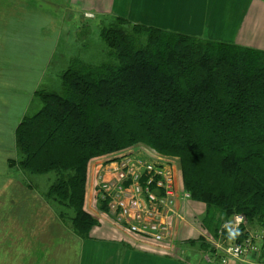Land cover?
<instances>
[{
  "label": "trees",
  "instance_id": "trees-1",
  "mask_svg": "<svg viewBox=\"0 0 264 264\" xmlns=\"http://www.w3.org/2000/svg\"><path fill=\"white\" fill-rule=\"evenodd\" d=\"M99 36L116 63L74 58L61 92L36 93L41 109L15 129V165L54 174L46 198L72 212L75 234L88 237L98 226L83 209L89 162L141 145L179 159L183 187L204 206L201 226L213 238L241 241L245 228L229 231L235 216L264 233V139L250 137L264 130V52L116 17ZM252 98L261 104L254 114Z\"/></svg>",
  "mask_w": 264,
  "mask_h": 264
},
{
  "label": "rangeland",
  "instance_id": "rangeland-1",
  "mask_svg": "<svg viewBox=\"0 0 264 264\" xmlns=\"http://www.w3.org/2000/svg\"><path fill=\"white\" fill-rule=\"evenodd\" d=\"M77 1L0 0V253L7 248L6 244L13 245L15 224H30L28 229L31 224H38V229H42V224H72V212L65 211L57 202L46 198L47 191L55 180L54 174L30 175L15 165L21 159L15 145V129L22 117L33 116L41 109L38 99L35 98L30 103L27 98L36 78L40 83L38 89L61 92L60 76L74 58L93 66L116 63L113 57H109L108 49L99 36L100 28L111 23L114 17L92 19L93 16L84 15L82 10L71 3ZM50 44L54 45V54L51 49L47 50ZM26 62L32 63L34 68L37 66V69L18 66L25 65ZM47 64L49 71L43 72ZM25 75L29 83L21 90L18 86ZM252 100L254 104L251 107L246 106L247 110L254 114L261 104L255 98ZM244 107L239 105L240 114L248 112L244 111ZM232 113L235 114L234 111H228L225 116ZM212 130L216 131V128ZM263 135L264 130L252 133L250 137L264 139ZM226 136L232 144L237 143V137H231L229 134ZM213 143L216 147L221 146L219 140ZM147 149L136 145L119 154L95 159L98 164L104 163V166H107L108 160L128 152L138 150L141 153H150L176 167L183 193L189 195L183 187L179 159ZM12 161L14 165H10ZM94 166V162L88 164L83 208L89 183L88 176L93 177L90 172ZM186 200L184 199V206H181L185 223L179 224L187 225L179 228V242L197 238V232H201L200 221L205 215L202 204ZM186 230L190 231L189 236L184 235L187 234ZM67 236L66 232L57 235V239L62 243L57 246V251L62 253ZM206 240L210 241L209 238ZM10 251L14 254V246ZM196 254L191 255L192 264H219L215 261L207 263L203 253L201 258Z\"/></svg>",
  "mask_w": 264,
  "mask_h": 264
},
{
  "label": "crops",
  "instance_id": "crops-1",
  "mask_svg": "<svg viewBox=\"0 0 264 264\" xmlns=\"http://www.w3.org/2000/svg\"><path fill=\"white\" fill-rule=\"evenodd\" d=\"M71 3L84 15L93 16L92 19L104 16L122 18L134 25L264 52V0H78ZM49 49L54 54L53 44L48 45ZM18 66L37 69L29 62ZM19 70L24 72L23 69ZM45 71H49L48 64ZM28 83L25 75L19 83V89H25ZM39 86L36 78L27 96L30 103L36 98V93L42 90L38 89ZM88 179L84 210L90 209L94 203L93 177L90 175ZM176 206L181 210L179 201ZM179 223L173 225L175 247L168 254L152 246L144 245V249L126 240L125 235L116 230L113 224H98L88 237L76 235L71 224H42V229H38V224H31L29 229L30 224H15V241L13 245L6 244L7 248L0 253V264H192L191 255L196 253L200 258L203 253L207 263H219L216 258L208 260L207 253H212L218 241L228 242L222 239V234L218 239L213 238L202 228L200 221L201 232H197V238L179 242V228L187 225ZM186 231L184 235L189 236L190 231ZM229 231H232L231 227ZM63 232L68 236L61 253L57 251V246L62 244L57 235ZM12 246L15 248L14 254L10 251ZM207 246L210 251H206ZM226 264L240 263L229 260ZM260 264H264V258Z\"/></svg>",
  "mask_w": 264,
  "mask_h": 264
},
{
  "label": "built area",
  "instance_id": "built-area-1",
  "mask_svg": "<svg viewBox=\"0 0 264 264\" xmlns=\"http://www.w3.org/2000/svg\"><path fill=\"white\" fill-rule=\"evenodd\" d=\"M94 163V203L85 211L101 225L113 224L126 240L144 249L152 246L166 254L171 252L175 246L173 225L184 221L176 204L189 198L183 193L176 167L138 150L108 160L107 166ZM103 204L106 210L101 211L99 207ZM244 224L243 216H235L232 231ZM263 247L264 233L247 231L241 241L214 244L208 260L255 264Z\"/></svg>",
  "mask_w": 264,
  "mask_h": 264
},
{
  "label": "water",
  "instance_id": "water-1",
  "mask_svg": "<svg viewBox=\"0 0 264 264\" xmlns=\"http://www.w3.org/2000/svg\"><path fill=\"white\" fill-rule=\"evenodd\" d=\"M263 254H264V250H263Z\"/></svg>",
  "mask_w": 264,
  "mask_h": 264
}]
</instances>
